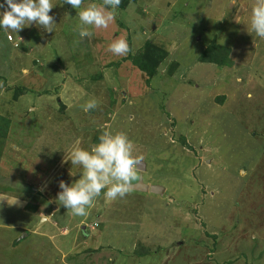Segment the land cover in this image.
<instances>
[{"label":"rangeland","instance_id":"rangeland-1","mask_svg":"<svg viewBox=\"0 0 264 264\" xmlns=\"http://www.w3.org/2000/svg\"><path fill=\"white\" fill-rule=\"evenodd\" d=\"M52 3L51 33L0 28V264H264L254 0H121L108 28L79 43L78 10ZM117 38L145 52L152 77L108 51ZM210 45L228 49L227 65L200 59ZM92 98L98 107L83 111ZM109 125L142 157L138 180L163 191L102 192L73 216L56 199L81 171L65 159Z\"/></svg>","mask_w":264,"mask_h":264},{"label":"clouds","instance_id":"clouds-1","mask_svg":"<svg viewBox=\"0 0 264 264\" xmlns=\"http://www.w3.org/2000/svg\"><path fill=\"white\" fill-rule=\"evenodd\" d=\"M77 11L79 24L74 31L78 33L81 42L84 38H91V29H106L117 15L121 0H102L100 5L84 0H63ZM54 7L52 0H4L0 8V28L17 33L26 26L37 25L47 32H53L55 21L50 12ZM251 31L264 39V0H254L250 16ZM18 46V45H17ZM108 51L114 56L135 54L126 38L114 39L108 45ZM88 112L98 107L95 98L80 105ZM134 143L123 131H113L111 126H105L98 136V141L87 148L79 142L72 146L65 162L78 166L81 170L79 178L71 184L63 180L58 182L60 191L57 202L73 216L86 217L95 200L101 196L108 201L124 198L131 193L134 182L138 180V168L142 157L133 155ZM74 175V174H73ZM38 190H43L38 189ZM163 191V188L162 190ZM19 204L15 199L14 202ZM42 222L46 217L40 218ZM96 224V223H95Z\"/></svg>","mask_w":264,"mask_h":264},{"label":"trees","instance_id":"trees-1","mask_svg":"<svg viewBox=\"0 0 264 264\" xmlns=\"http://www.w3.org/2000/svg\"><path fill=\"white\" fill-rule=\"evenodd\" d=\"M227 58L228 49L217 45H210L200 57V59L204 62H211L217 65H227L229 63ZM124 59L132 62L136 69L146 74L148 77H152L155 73V66L148 61L145 56V52L143 53L141 51H137L135 54L127 55ZM2 120L4 122V126H1L0 129H3L2 127H6L3 131H0V136L3 137L7 129L8 119L0 115V123Z\"/></svg>","mask_w":264,"mask_h":264},{"label":"water","instance_id":"water-1","mask_svg":"<svg viewBox=\"0 0 264 264\" xmlns=\"http://www.w3.org/2000/svg\"><path fill=\"white\" fill-rule=\"evenodd\" d=\"M138 169L144 170V164L141 161ZM133 189L139 191H151V192H158V190L159 191L162 190V188L159 186H155V185L149 186L148 184L142 182L141 179L134 183Z\"/></svg>","mask_w":264,"mask_h":264},{"label":"crops","instance_id":"crops-1","mask_svg":"<svg viewBox=\"0 0 264 264\" xmlns=\"http://www.w3.org/2000/svg\"><path fill=\"white\" fill-rule=\"evenodd\" d=\"M0 3L3 4V3H4V0H0ZM88 3H92V2H91L90 0H88ZM88 3H87V4H88ZM87 4H84V6H87ZM57 209H59V208H57ZM53 211L56 212V209H54ZM55 216H56V214H55ZM44 220H45V221H48V219H47V220L44 219Z\"/></svg>","mask_w":264,"mask_h":264},{"label":"flooded vegetation","instance_id":"flooded-vegetation-1","mask_svg":"<svg viewBox=\"0 0 264 264\" xmlns=\"http://www.w3.org/2000/svg\"><path fill=\"white\" fill-rule=\"evenodd\" d=\"M140 174V173H139Z\"/></svg>","mask_w":264,"mask_h":264}]
</instances>
